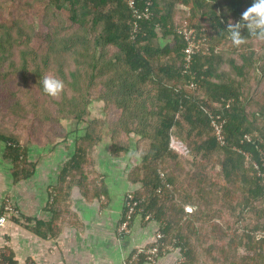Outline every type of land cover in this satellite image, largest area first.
I'll return each instance as SVG.
<instances>
[{
  "label": "trees",
  "instance_id": "obj_1",
  "mask_svg": "<svg viewBox=\"0 0 264 264\" xmlns=\"http://www.w3.org/2000/svg\"><path fill=\"white\" fill-rule=\"evenodd\" d=\"M15 1L28 15L0 19V104L28 114L23 100L43 97L31 110L46 142L71 134L62 117L83 122L50 193L53 219L72 185L108 199L92 152L109 137L112 156L130 152L120 221L136 202L131 221L149 215L162 233L147 246L171 245L185 264H264V38L242 28L237 45L226 28L253 0H134L149 10L139 17L127 0ZM188 27L199 45L186 66ZM47 75L63 80L58 96L43 91ZM94 98L105 119L87 116ZM0 141L12 173L30 174L28 142Z\"/></svg>",
  "mask_w": 264,
  "mask_h": 264
},
{
  "label": "crops",
  "instance_id": "obj_2",
  "mask_svg": "<svg viewBox=\"0 0 264 264\" xmlns=\"http://www.w3.org/2000/svg\"><path fill=\"white\" fill-rule=\"evenodd\" d=\"M71 134L75 136L76 132L72 130ZM68 137L63 141L56 139L50 146L46 144L49 147L28 143L27 160L33 168L27 176L12 173L11 162L2 155L0 141V210L6 200L19 210V215H9L1 228L4 253L16 264L28 260L34 264H126L136 248L154 241L159 231L157 222L140 216L129 222L127 232L118 231L126 193L134 187L127 178L130 152L112 156L109 137H104L106 145L100 141L92 156L108 186V199H87L77 185H72L65 216L54 220L50 193L74 151L76 138ZM101 144L104 151L98 154ZM181 254L173 248L153 261L140 260L134 264H174Z\"/></svg>",
  "mask_w": 264,
  "mask_h": 264
},
{
  "label": "rangeland",
  "instance_id": "obj_3",
  "mask_svg": "<svg viewBox=\"0 0 264 264\" xmlns=\"http://www.w3.org/2000/svg\"><path fill=\"white\" fill-rule=\"evenodd\" d=\"M18 5V2L15 0H0V19L5 20L6 22H9L12 18H24L28 15V12L24 8H21ZM35 20L38 17V15L34 14ZM43 97H41L38 101L30 103L26 100H23L26 102L25 106H29L30 113L25 114L22 110L19 112V110L11 108V107H4L2 104H0V134L4 135H11L15 136L19 139L20 143H23L24 141L28 143H32L33 145H36L35 147H49L52 142H46L44 135L45 131L47 130V127L45 126L43 122H41L40 118L35 116V114L31 110V105L34 104V106H37V104L42 102ZM41 100V101H40ZM1 103V102H0ZM46 105H49L47 102H45ZM33 106V107H34ZM50 106V105H49ZM103 103L97 99H92L87 106V112L88 117H97V118H104L106 117V112L103 108ZM14 109V111H13ZM53 109V107H52ZM71 116V115H70ZM107 119V118H106ZM61 124L65 127L66 131L74 130L75 134V128H79L78 132L76 134L83 133V129L80 128L83 125V122L77 123L75 120L67 117H62L60 119ZM106 122V121H105ZM75 123V125H74ZM41 125V128L38 130L36 126ZM72 135V136H71ZM68 138H74L73 134H70ZM106 139L103 140V144L106 145V142H104ZM27 143V146H28ZM48 144V145H46ZM172 146L177 148L180 152L183 151V146L179 144L176 140H172L171 142ZM104 145H100L98 148L97 153L101 154L104 150ZM102 147V148H101ZM33 149V148H32ZM30 148V150H32ZM44 151V150H43ZM66 153V152H65ZM183 153V152H182ZM65 157L67 155H64ZM192 209L191 205L186 206V210ZM146 215L143 219H148Z\"/></svg>",
  "mask_w": 264,
  "mask_h": 264
},
{
  "label": "built area",
  "instance_id": "obj_4",
  "mask_svg": "<svg viewBox=\"0 0 264 264\" xmlns=\"http://www.w3.org/2000/svg\"><path fill=\"white\" fill-rule=\"evenodd\" d=\"M127 1H128L127 2L128 5L130 7H132V11L138 17L141 15L142 12L144 13L145 16H147L149 14L148 9H144V11H142L140 13L138 8H136V6L134 4V0H127ZM183 37H184V40L186 41V45L184 47V62H185V65L188 66V63L191 62L190 61L191 56L198 49L199 39L196 38V35L194 33L193 28H189V27L183 29ZM215 129H216V133L220 134L221 130L219 129V126H215ZM220 137L221 136H219V138ZM182 152L184 153L185 149H183ZM262 161H263L262 163L264 164V158H262ZM254 165H255V167H257V164L254 163ZM258 174L260 175V172H258ZM263 187H264V185H263ZM135 205H136V202L131 203L129 201H126V206L128 207L127 211L125 212L126 218L120 222L119 227H118L119 232L122 233V232L128 231L129 222L131 221L132 214L135 212V208H134ZM188 210H190V209H188ZM9 215L17 216V215H19V210L9 200H6L4 202L2 209L0 210V233H1V228L4 227V225L6 224ZM147 218L149 219L150 216H147ZM161 236H162V233L160 231H158L156 233V236H155V241L158 240L159 238H161ZM173 248L174 247H172L171 245L159 246L156 242L152 243L151 245H148V246L147 245L139 246L138 248H136V250L132 254V258H130L126 264H134L135 262L140 261V260L153 261L158 256H160L161 254H164L166 251L171 250ZM3 254H4V248H3L2 243L0 241V264H16V263L12 262L10 259L4 258ZM24 264H34V263L31 260H28ZM174 264H185L184 255L181 254L180 257L178 258V260L175 261Z\"/></svg>",
  "mask_w": 264,
  "mask_h": 264
},
{
  "label": "clouds",
  "instance_id": "obj_5",
  "mask_svg": "<svg viewBox=\"0 0 264 264\" xmlns=\"http://www.w3.org/2000/svg\"><path fill=\"white\" fill-rule=\"evenodd\" d=\"M226 28L229 38L237 45L245 38L240 31L242 28H246L251 35L264 38V0H253L241 13L240 20L227 24ZM42 87L46 94L58 96L64 88V82L55 76L47 75L42 80Z\"/></svg>",
  "mask_w": 264,
  "mask_h": 264
}]
</instances>
